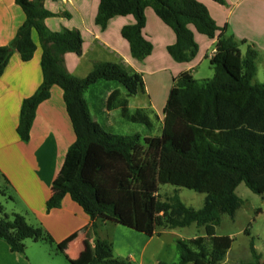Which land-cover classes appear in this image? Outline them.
Wrapping results in <instances>:
<instances>
[{"label":"trees","instance_id":"1","mask_svg":"<svg viewBox=\"0 0 264 264\" xmlns=\"http://www.w3.org/2000/svg\"><path fill=\"white\" fill-rule=\"evenodd\" d=\"M14 1L24 21L12 41L0 46V77L13 52L22 62L32 59L36 50L33 31L41 48L42 76L35 92L21 103L17 135L21 142L29 141L38 106L49 98L51 87L57 86L75 136L51 185L46 210L59 208L69 196L89 217L92 230L98 223L110 222L148 237L194 224L203 228V234L176 240V264H227L224 258L232 240L217 236L215 227L222 215L233 218L240 208L236 187L243 183L252 193L264 195V82L252 83L257 51L249 46L242 54L232 36L217 35L225 26L218 28L207 8L196 0H98L94 23L101 30L112 18L133 17L134 23L122 27L120 35L137 61L152 52L143 33L146 8L174 33L175 42L167 47V53L176 63H188L198 52L192 29L209 40L216 39L215 53L209 59L211 79L197 85L187 71L173 79L159 136L116 135L91 119L83 94L98 81H107L120 85L132 97L144 91L141 75L122 65L97 62L84 78L71 76L63 56L81 55L80 33L65 28L49 31L44 21L56 14L44 8L43 0ZM212 1L226 4V0ZM125 107L126 103L124 118L150 127L147 115L142 116L140 110L129 114ZM160 185L204 194L203 205L198 210L188 207L176 193L161 200ZM0 196H5V189H0ZM0 239L11 252L21 254L26 240L56 246L41 226L28 223L17 213L7 215L1 204ZM249 253L251 261L245 264H264L252 241ZM87 264L125 262L113 257L107 240L96 237Z\"/></svg>","mask_w":264,"mask_h":264},{"label":"crops","instance_id":"2","mask_svg":"<svg viewBox=\"0 0 264 264\" xmlns=\"http://www.w3.org/2000/svg\"><path fill=\"white\" fill-rule=\"evenodd\" d=\"M196 1L207 8L218 28L225 26L217 35L245 40L258 55L264 53V0H226L225 5L212 0ZM98 3V0H43L44 8L56 14L45 19L47 29L51 32L63 28L76 30L83 40L80 56L73 53L63 56L64 67L71 76L84 78L97 62L122 65L141 75L144 91L140 93L147 94L149 106L141 105L140 101L130 103L134 96L128 97L114 82L98 81L83 94L91 119L112 133L119 125L129 122L122 115L126 103L129 114L140 110L142 116L153 114L162 122V110L173 79L184 71L193 78V71L200 62L209 61L207 55L214 49L216 39H204L192 29L198 52L192 61L176 63L167 53V47L175 42L174 33L146 8L143 33L152 44V52L144 60L137 61L131 58L128 43L120 35L122 27L134 23L133 17L112 18L101 30L94 23ZM23 21L24 14L14 0H0V46L12 41ZM31 38L36 45L32 59L22 62L18 53L13 52L0 77V185L12 194L32 225L41 226L52 237L66 264H87L92 258L94 239L101 234L96 236V229H91L89 217L69 196L62 199L59 208L46 210L51 185L60 174L68 148L75 140L62 90L51 87L49 98L38 106L27 143L21 142L16 132L21 103L35 92L42 80L41 48L34 31ZM101 224L114 225L111 229L114 234L100 236L111 244L114 258L125 260L126 264H143L154 236L148 237L115 223ZM173 231L165 230L161 235ZM49 257L44 250L28 254L25 250L23 254L11 252L8 244L0 239V264H54ZM150 263L159 262L155 259Z\"/></svg>","mask_w":264,"mask_h":264},{"label":"rangeland","instance_id":"3","mask_svg":"<svg viewBox=\"0 0 264 264\" xmlns=\"http://www.w3.org/2000/svg\"><path fill=\"white\" fill-rule=\"evenodd\" d=\"M228 33L230 34V31H228ZM201 37L206 39L202 35ZM233 39L237 42V47L242 54L245 53L247 47L251 46V44L248 43H241V40H237L235 37H233ZM255 63L256 74L252 83L261 84L264 82V53H259ZM212 76L213 70L209 65L208 59H203L199 66L193 71V79L197 85H202L204 81L211 79ZM146 81L148 82L147 77ZM147 97V94L142 96L141 93L138 92L131 98L130 103L140 101L142 102L141 105L147 107L149 106V100ZM146 115L151 123L150 127L140 123L123 121L124 125L116 127L112 133L117 135L138 134L142 138L148 136H159L161 131V122L155 119L153 114L146 113ZM0 189H2L1 185ZM174 193H176L181 202L188 207L198 210L203 205L205 197L204 194L172 185L159 186V199L161 200L171 197ZM235 194L241 200L240 208L235 212L233 218H230L227 215H222L219 225L215 227V234L217 236H228L232 240L231 248L227 252L224 262L227 264L249 263L251 261L249 253V244L251 241L253 243V247L260 255V262H262L264 261V195L259 196L252 193L243 183H240L236 187ZM0 204L7 215L12 213L20 214L28 223L32 224V221L23 215L24 213H22L19 203L13 200L10 192L5 191V196H0ZM113 226L114 225L110 224L104 226L103 224L98 223L96 236L97 233H101L98 238H100V236L103 237L106 233H113L111 230ZM202 234L203 228H199L192 224L188 227L176 228L173 233L165 232L160 236H154L151 244L147 248L143 264H152L150 261H154L155 259L160 264H176L178 262L176 240L191 239L201 236ZM24 243L27 254L37 250H44L45 254H50L48 259H51L54 264H66L63 255L58 253V249L56 248L57 245L50 246L49 244L43 242L34 243L30 240H26ZM124 262L126 264L125 260Z\"/></svg>","mask_w":264,"mask_h":264},{"label":"built area","instance_id":"4","mask_svg":"<svg viewBox=\"0 0 264 264\" xmlns=\"http://www.w3.org/2000/svg\"><path fill=\"white\" fill-rule=\"evenodd\" d=\"M214 53H215V50L212 49V50L209 52V54L207 55V57L210 59V58L214 55Z\"/></svg>","mask_w":264,"mask_h":264}]
</instances>
